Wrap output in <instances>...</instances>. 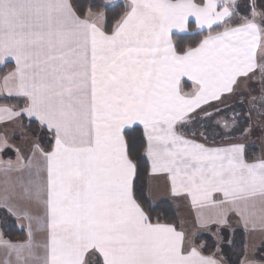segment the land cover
Returning <instances> with one entry per match:
<instances>
[{
	"label": "snow or ice",
	"instance_id": "6c2138e0",
	"mask_svg": "<svg viewBox=\"0 0 264 264\" xmlns=\"http://www.w3.org/2000/svg\"><path fill=\"white\" fill-rule=\"evenodd\" d=\"M257 134L264 0H0V212L26 233L0 264H228L233 216L264 237Z\"/></svg>",
	"mask_w": 264,
	"mask_h": 264
},
{
	"label": "trees",
	"instance_id": "16d2710c",
	"mask_svg": "<svg viewBox=\"0 0 264 264\" xmlns=\"http://www.w3.org/2000/svg\"><path fill=\"white\" fill-rule=\"evenodd\" d=\"M258 153V148L253 145H248V157L249 159H254ZM14 159V155L12 156ZM163 207L167 210L168 217L176 224L178 223L177 214L174 208L168 203L165 202ZM0 230L6 233L7 238L13 241H21L26 238V233L19 228L12 217H4L3 212H0ZM228 234V233H227ZM202 238L205 239L211 247L215 242L214 239L207 235L203 234ZM229 239L233 241L231 245H223L224 255L228 264H239L244 253V235L242 231L233 233Z\"/></svg>",
	"mask_w": 264,
	"mask_h": 264
},
{
	"label": "crops",
	"instance_id": "0c3cea01",
	"mask_svg": "<svg viewBox=\"0 0 264 264\" xmlns=\"http://www.w3.org/2000/svg\"><path fill=\"white\" fill-rule=\"evenodd\" d=\"M18 143L21 144L22 148H26V145L22 142V141H17ZM249 143V142H248ZM217 144L218 145H226L227 141L222 139V138H217ZM256 143H254L255 145ZM258 145V144H256ZM261 155V150H258V153L256 154V157ZM3 181H4V177L3 175H0V189H2L3 187ZM161 199H163L165 202H168L175 210L176 214H177V218H178V223H177V227H185V228H190L192 226V222L195 219V210L191 207V205L185 201H176L173 200L170 197H161ZM14 220L15 218L12 217ZM232 221H233V229L232 230H228L227 231V235L228 237H230V234L232 235L233 233H235V231H242L243 235H244V243L245 244H250V243H256L257 245H259L260 241L262 238V234L257 231L256 233H251V234H246L243 230V227L239 224H237L236 218L233 216L232 217ZM17 226L20 228L19 223L15 220ZM25 232V231H24ZM244 244V246H245ZM244 252H245V248H244ZM261 255H264V253H261ZM244 259V253L243 256L241 258V260Z\"/></svg>",
	"mask_w": 264,
	"mask_h": 264
},
{
	"label": "rangeland",
	"instance_id": "374dc122",
	"mask_svg": "<svg viewBox=\"0 0 264 264\" xmlns=\"http://www.w3.org/2000/svg\"><path fill=\"white\" fill-rule=\"evenodd\" d=\"M248 142H249L248 145H253L254 143L258 144V145L255 144V146L258 148V150H261V154L264 153V140H261V138H259L258 134L256 136L251 137ZM191 227L189 229H191ZM236 232H238V231H235V233ZM203 234H207V235L211 236L208 233H202L201 235H203ZM230 236H231V234H230Z\"/></svg>",
	"mask_w": 264,
	"mask_h": 264
}]
</instances>
